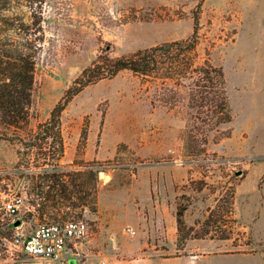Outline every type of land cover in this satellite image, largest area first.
<instances>
[{"label": "rangeland", "instance_id": "374dc122", "mask_svg": "<svg viewBox=\"0 0 264 264\" xmlns=\"http://www.w3.org/2000/svg\"><path fill=\"white\" fill-rule=\"evenodd\" d=\"M197 20L200 55L223 69L233 115L207 153L186 152L188 88L172 96L171 84L123 70L64 110L56 173L67 190L49 197L57 179L44 185L37 150L19 153L38 125L100 56L188 39ZM44 28L29 124L0 125V233L83 219L68 264H264V0H47ZM18 196L11 216L4 202Z\"/></svg>", "mask_w": 264, "mask_h": 264}, {"label": "trees", "instance_id": "16d2710c", "mask_svg": "<svg viewBox=\"0 0 264 264\" xmlns=\"http://www.w3.org/2000/svg\"><path fill=\"white\" fill-rule=\"evenodd\" d=\"M46 3L47 0H0V125L23 129L29 124L36 60L46 39ZM200 44L197 20L188 39L159 44L121 58L100 56L92 67L83 72L66 97L53 109L51 117L38 125L37 132L32 135L33 140L26 143V150L19 152L25 156L37 150V168L49 178L45 184L43 182L44 185L57 179L54 184L47 185L49 197L52 189L67 190L66 184L59 180L61 174L56 173L65 152L62 134L64 110L84 87L123 70H130L146 79L161 80L165 86L171 84L165 89L172 96L177 95L179 87L188 88L190 112L186 152L192 157L207 153L210 135L230 123L233 115L224 71L209 57H201ZM44 185L39 186L41 193ZM185 211L182 206L177 211L179 237L186 227Z\"/></svg>", "mask_w": 264, "mask_h": 264}, {"label": "built area", "instance_id": "2783aa9c", "mask_svg": "<svg viewBox=\"0 0 264 264\" xmlns=\"http://www.w3.org/2000/svg\"><path fill=\"white\" fill-rule=\"evenodd\" d=\"M23 204V198L18 196L5 201L4 209L15 216ZM88 229L82 219L43 223L32 232L17 230L12 236L0 233V260L11 264H68L70 253L87 235Z\"/></svg>", "mask_w": 264, "mask_h": 264}, {"label": "crops", "instance_id": "0c3cea01", "mask_svg": "<svg viewBox=\"0 0 264 264\" xmlns=\"http://www.w3.org/2000/svg\"><path fill=\"white\" fill-rule=\"evenodd\" d=\"M171 234L174 236L175 234L177 235L178 234V225H177V221L176 220H173V222H172V225H171ZM237 255V257H241V259H243V261L244 262H246L247 261V259H250L249 258V255H247V254H236ZM251 256V255H250ZM248 257V258H247ZM252 257H254L253 255H252Z\"/></svg>", "mask_w": 264, "mask_h": 264}, {"label": "water", "instance_id": "95a60500", "mask_svg": "<svg viewBox=\"0 0 264 264\" xmlns=\"http://www.w3.org/2000/svg\"><path fill=\"white\" fill-rule=\"evenodd\" d=\"M101 174H103V173H101ZM71 264H75V261H74V260H72V261H71Z\"/></svg>", "mask_w": 264, "mask_h": 264}]
</instances>
